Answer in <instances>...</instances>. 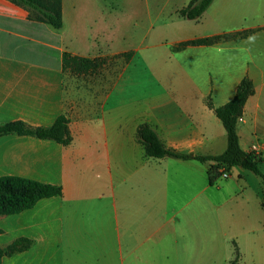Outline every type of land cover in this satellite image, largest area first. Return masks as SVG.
Segmentation results:
<instances>
[{
  "label": "crops",
  "instance_id": "0c3cea01",
  "mask_svg": "<svg viewBox=\"0 0 264 264\" xmlns=\"http://www.w3.org/2000/svg\"><path fill=\"white\" fill-rule=\"evenodd\" d=\"M189 2L61 0L56 29L28 7L0 0V124L46 128L63 115L65 52L131 53L126 62L115 59L121 69L133 67L125 82L118 77L100 92L87 119L67 124L70 144L0 136V177L62 191L0 215V248L31 241L1 264H264L259 176L232 167L225 179L217 171L211 184V162L147 157L137 138L146 124L168 149L221 154L225 130L207 102L227 103L248 78L254 94L237 135L242 150L261 155L264 175V0H213L194 20L177 14Z\"/></svg>",
  "mask_w": 264,
  "mask_h": 264
},
{
  "label": "trees",
  "instance_id": "16d2710c",
  "mask_svg": "<svg viewBox=\"0 0 264 264\" xmlns=\"http://www.w3.org/2000/svg\"><path fill=\"white\" fill-rule=\"evenodd\" d=\"M15 4L23 5L33 11V18L47 23L58 29L62 26L61 0H10ZM213 0H190L183 8L177 11L180 17L194 20L199 18ZM249 32L238 34H224L215 37L197 39L179 43L174 49L180 50L187 45H209L219 40L235 39L245 36ZM131 53L115 55L114 58H123L128 61ZM100 57L87 58L70 53H63L62 68L74 74L87 73L100 66ZM254 94L252 82L243 78L236 89L235 95L227 103L214 107L210 102L215 116L220 120L226 134V148L224 152L214 156H191L166 148L157 135L146 124L137 128V138L143 147L144 154L151 158L172 157L182 160L195 159L199 162H211L208 170L209 182L212 184L217 176V171L224 168L226 171L232 167H240L259 176L264 183V175L260 170L262 157L255 150L244 151L239 145L237 135V122L242 116L243 107L247 99ZM7 134L30 135L40 139H50L62 145L71 142V135L64 115L58 116L54 123L46 128L29 127L21 121H11L0 124V136ZM62 194L59 186L40 183L21 177H0V215H9L31 208L39 199ZM264 210V198L261 202ZM31 241L26 238L15 239L10 244L0 248V264L4 256L26 250Z\"/></svg>",
  "mask_w": 264,
  "mask_h": 264
},
{
  "label": "rangeland",
  "instance_id": "374dc122",
  "mask_svg": "<svg viewBox=\"0 0 264 264\" xmlns=\"http://www.w3.org/2000/svg\"><path fill=\"white\" fill-rule=\"evenodd\" d=\"M125 44L126 40L123 45ZM132 70V65L121 69V61L110 55H104L100 59V66L94 71L74 74L64 70L65 110L63 115L67 119V124L87 119L90 109L97 105L100 92L109 90L118 77H122L125 82Z\"/></svg>",
  "mask_w": 264,
  "mask_h": 264
},
{
  "label": "built area",
  "instance_id": "2783aa9c",
  "mask_svg": "<svg viewBox=\"0 0 264 264\" xmlns=\"http://www.w3.org/2000/svg\"><path fill=\"white\" fill-rule=\"evenodd\" d=\"M219 176L223 179L229 177L228 172L224 168L218 170Z\"/></svg>",
  "mask_w": 264,
  "mask_h": 264
}]
</instances>
